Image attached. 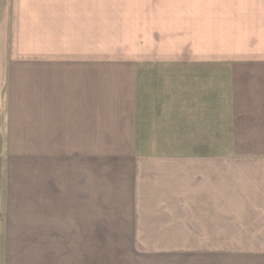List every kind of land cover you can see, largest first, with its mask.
<instances>
[{"label":"crops","instance_id":"0c3cea01","mask_svg":"<svg viewBox=\"0 0 264 264\" xmlns=\"http://www.w3.org/2000/svg\"><path fill=\"white\" fill-rule=\"evenodd\" d=\"M131 1L0 0V264L141 227L264 264V0Z\"/></svg>","mask_w":264,"mask_h":264},{"label":"rangeland","instance_id":"374dc122","mask_svg":"<svg viewBox=\"0 0 264 264\" xmlns=\"http://www.w3.org/2000/svg\"><path fill=\"white\" fill-rule=\"evenodd\" d=\"M140 2L141 6L148 11L147 22L153 24L161 21L163 26L167 22L166 11H177L172 15L174 19H177L178 16H185L184 12L188 10L195 12L205 10L213 15H216L218 10V0H140ZM131 9L132 14L138 16L137 0L131 1ZM158 12H164L161 13L162 19H159ZM146 229L136 228V231L140 230L142 233L125 234L120 228L115 238L130 241L9 244V246L15 250H21L25 257L40 254L37 260L45 264H251L249 255L259 250L261 245L240 243L235 244L234 247V244H227V253L225 257H221L219 243L159 241L161 238L175 237H157L153 233L147 235ZM131 239L143 241H131ZM6 246L7 244H3V253L7 250ZM234 248L238 250L237 253ZM48 253L49 258L46 255ZM234 254L239 257L233 258ZM17 258L20 259L19 256ZM22 261L27 263L33 260Z\"/></svg>","mask_w":264,"mask_h":264}]
</instances>
